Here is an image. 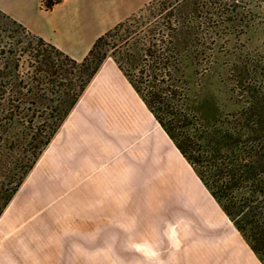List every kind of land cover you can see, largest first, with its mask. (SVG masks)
<instances>
[{"label":"crops","instance_id":"1","mask_svg":"<svg viewBox=\"0 0 264 264\" xmlns=\"http://www.w3.org/2000/svg\"><path fill=\"white\" fill-rule=\"evenodd\" d=\"M151 1L64 0L46 11L39 0H0V11L83 61ZM175 241L178 264H263L108 57L0 217V264H111L115 247L121 264H144V248Z\"/></svg>","mask_w":264,"mask_h":264},{"label":"trees","instance_id":"2","mask_svg":"<svg viewBox=\"0 0 264 264\" xmlns=\"http://www.w3.org/2000/svg\"><path fill=\"white\" fill-rule=\"evenodd\" d=\"M39 1L51 11L64 0ZM247 1L152 0L101 36L83 61L0 11V158L24 149L30 163L14 190L1 193L0 213L112 57L264 264V88L237 79L246 64L235 62L228 92L244 100L238 111L207 120L191 101L185 68L217 67L252 26L238 19ZM139 15L157 23L150 29ZM134 23L140 31L132 35Z\"/></svg>","mask_w":264,"mask_h":264},{"label":"rangeland","instance_id":"3","mask_svg":"<svg viewBox=\"0 0 264 264\" xmlns=\"http://www.w3.org/2000/svg\"><path fill=\"white\" fill-rule=\"evenodd\" d=\"M247 3L248 4H242L241 7L242 9L244 8L246 12L238 16V19L242 23L252 26L245 30V34L243 32V34L237 35V38L239 39H237V42L236 40L234 41V45L238 47L237 49L232 48L234 45L230 46L231 51L221 58L215 69L209 71L205 70L207 68L205 63L202 64V68L197 71L198 73L194 70L190 63L187 62L185 64L186 76L190 87L189 94L191 101L199 109L201 117L207 120H214L220 116L225 117L238 111L240 108V102L244 100V98H241V100L240 98H232L228 92L229 80L235 79V77L229 75L230 69L234 65H237L242 61L246 64L245 68H241L242 65L240 64L241 69L239 68L236 70L235 75L238 76L237 79L242 80L243 83H255L258 87L264 88V75H262V77L260 76V71H263L264 73V0H248ZM138 17L142 18L145 24H148L147 22H151L149 23L151 24L150 29L154 27V22L157 23V19L153 21L154 18H150L148 15H139ZM138 27L140 26L136 23L130 27L133 30L132 35H135V33L140 31V28ZM141 28L142 31L146 29V27L142 26ZM123 34H125L124 30L120 32V36ZM118 40L119 37L116 38L115 42H118ZM233 69H236V66ZM47 148L35 162L22 185L13 195L9 204L0 213V217L9 207L15 196L24 190V187L31 180L39 166L41 157ZM9 153H11V156L9 155L7 160L6 158H0V211L5 202V198L1 193L3 191H7L9 193L12 192L20 181V177L30 164L26 160V156L28 154L26 150L16 148L9 151ZM159 236L160 241H162V239H164L163 233L160 232ZM175 238L176 241L179 240L177 236ZM176 241L175 245L170 248L163 245L159 248H144L143 258H140L143 259L144 264H170L169 261H171V263L175 262L178 264L183 260V256L180 253V243ZM126 250L128 252L127 257L129 260H131L130 258L134 260L137 255L136 252H140V250L135 247L127 248ZM153 251H159V262L157 263H152L153 260L151 259L152 256L150 253ZM168 252L170 255H168ZM122 259L124 258L120 252V248H113L111 264H121ZM128 264L134 263L129 262Z\"/></svg>","mask_w":264,"mask_h":264}]
</instances>
